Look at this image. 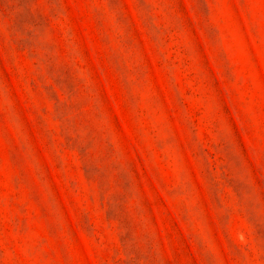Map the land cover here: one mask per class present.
Here are the masks:
<instances>
[{"label":"rangeland","instance_id":"rangeland-1","mask_svg":"<svg viewBox=\"0 0 264 264\" xmlns=\"http://www.w3.org/2000/svg\"><path fill=\"white\" fill-rule=\"evenodd\" d=\"M0 264H264V0H0Z\"/></svg>","mask_w":264,"mask_h":264}]
</instances>
